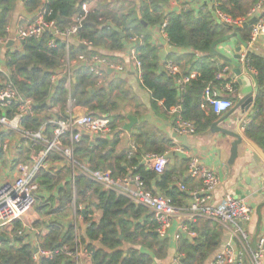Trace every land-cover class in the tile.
Returning <instances> with one entry per match:
<instances>
[{"label":"trees","instance_id":"16d2710c","mask_svg":"<svg viewBox=\"0 0 264 264\" xmlns=\"http://www.w3.org/2000/svg\"><path fill=\"white\" fill-rule=\"evenodd\" d=\"M135 1L132 0L127 8H117L107 0L95 3L94 0H22V6L28 13L45 12L46 21L53 22L59 31H64L72 26L74 18L83 15L80 4L93 2L91 11L81 22L77 42L70 47L69 55L74 58L78 54H97L107 58L105 52H121L128 46L130 39L140 38L141 43L134 46L141 64L139 84L148 91L153 111L161 109L168 115L171 108L177 107L179 112L176 116L192 123L195 134L206 132L217 120V115L204 101L203 92L209 83L216 88L224 83L216 81L215 75L227 67L226 63L217 65L212 61L214 57L210 56V49L218 40L232 32L228 26L218 22L215 13L219 11L230 19L237 20L245 17L253 2L210 0V5H202L197 11L187 7L179 13L165 15L162 7L169 0H137L138 5ZM17 2L18 0H0V38L6 37V29L10 25ZM163 22L166 25L162 31L168 44L175 49H189L193 53L189 60L190 68L182 73L188 75L195 72L196 76L182 92L177 90L173 77L160 71L157 51L150 43V31L160 27ZM234 31L242 41L248 42L250 28L236 27ZM52 40L54 47L51 48L48 43ZM82 41L88 42L92 48L84 49L80 44ZM65 53L64 42L53 38L49 32L43 33L38 39H24L19 46L6 50L4 67L14 88L34 103L33 116L23 118L20 129L37 131L46 124L45 136L49 138L54 131V126L47 123L52 118L48 112L52 105H57L59 114L65 118V77L61 76L55 85L50 82L54 73L60 71ZM246 58L248 68L255 72L258 87L255 117H259L262 115L264 99V59L252 54H247ZM192 59L195 61L192 62ZM179 63L175 60L173 64ZM73 79L71 97L75 100V106L85 108L91 115L109 118L112 130L107 137L92 140L81 137L74 148V160L78 163L86 162L92 169L106 168L113 177L135 169V174L141 177L149 193L160 194L170 200L173 206H183L188 197L176 184L188 187L192 181L190 178L183 176V172L179 173L169 164L160 176L141 165V157L145 154L164 155L168 152L173 147L171 141L158 137L151 130L139 129L131 134L135 150L129 146L121 151L119 146H122L120 135L123 118L121 111L116 112L119 110L118 103L112 101L113 86L96 88V79L85 68L74 70ZM158 103H161L160 108ZM244 134L264 151L263 123L246 125ZM20 144L16 159L22 157L27 160L30 154L36 155L42 149L24 140ZM50 156L61 161L56 154ZM3 161L4 153L0 151V163ZM186 167L185 162L184 168ZM66 175H70V168L67 166L42 171L35 179L42 190L55 192L47 201L40 200L39 207L43 206L37 210L38 213L57 217L37 224V227L47 231L45 236H37V248L59 251L51 258H42L39 264H75L62 252L64 247L70 251L77 248L84 252L89 257L90 264H163L168 255V245L155 236L154 222L145 208L134 206L126 198L103 189L81 175L76 176L73 191ZM180 176L182 178L179 182ZM54 200L57 201L55 205L52 203ZM73 202L78 215L81 216L82 210L84 211L82 220L87 225L84 233L77 236L73 226L63 229L56 220L69 215ZM81 206L83 209L79 210ZM94 210L101 213L96 223L92 221ZM191 226L197 232V237L180 242L178 250L183 254V263L206 264L219 249L223 231L207 221H199ZM2 236L4 240L0 242V264H35L32 244L24 234L22 223H14L12 231Z\"/></svg>","mask_w":264,"mask_h":264},{"label":"built area","instance_id":"2783aa9c","mask_svg":"<svg viewBox=\"0 0 264 264\" xmlns=\"http://www.w3.org/2000/svg\"><path fill=\"white\" fill-rule=\"evenodd\" d=\"M45 2L46 0H41ZM95 1V0H94ZM93 2L80 4L82 16L73 19L70 28L59 31L53 22L46 21V13L34 14L30 20H22L13 31L10 26L6 29V37L0 38V56L3 50L19 46L24 39H38L43 33L49 32L53 38L60 39L65 45V58L61 64L60 71L51 77V83L56 84L61 76L65 77L64 87L66 90V113L63 118L58 111L57 105H52L49 109L52 118L47 122L54 126L52 135L45 136L46 124L42 125L37 131H26L20 129V121L25 117L33 116L34 103L30 98L24 97L14 88L8 71L5 69L0 57V151L4 155L8 154L11 147V135L18 140H24L27 143L42 147L36 155L30 154L27 160L17 159L16 177L11 181H5L0 184V236L12 231L16 222L23 223L36 204L41 188L35 179L42 171L48 172L52 169L50 155L56 154L61 161L56 163L55 168H59L63 163L70 168L69 181L71 188L75 189L76 175H81L87 180L94 182L105 190L112 191L119 196L126 198L134 206L145 208L152 217L155 225V236L163 242L170 244L174 249L167 264H184L183 254L178 250V244L182 240H193L197 237V232L191 225L199 221L214 223L222 229L224 240L219 249L212 255L206 264H264V233L257 240L255 248L251 247L247 225L251 220L253 213L251 205L244 199L235 197L233 194H226L219 204H213L212 195L220 184V178L211 169L204 167L197 156L189 154L184 148L174 146L164 155L145 154L141 157V165L147 170L153 172L156 176L163 174L169 160L166 157L170 154H181L187 157V176L196 184L191 187H184L177 183L179 190L185 193L188 201L180 207L173 206L170 200L164 198L158 193H149L141 179L131 169L121 177H113L111 172L102 169H92L84 163H78L74 160V148L80 142L82 134L81 129L89 134L92 140L97 137H107L112 133L110 120L104 116H95L84 113L81 116H73L72 110L75 107V100L71 97V84L74 82L73 71L77 67L87 69L96 79L95 86L102 88L106 85V72L111 70L118 73H124L127 70L118 64L112 63L108 58L100 55L86 56L78 54L74 58L69 55V49L77 40L78 30L81 22L91 11ZM184 3V8H187ZM264 0H257L245 17L232 20L219 11H216L215 17L220 24L231 27H242V25L252 19H256L253 25H250V34L247 42L248 49L255 44L256 40L264 35ZM40 12V10L38 11ZM166 22L160 26L161 30ZM12 41V46H7ZM77 42V41H76ZM141 43L140 38L134 37L129 40L127 46L128 58L131 68L128 69L140 82L141 64L137 59V53L134 46ZM81 46L86 50L92 47L88 42L82 41ZM13 45H16L15 47ZM49 47H54V41L48 43ZM247 53L241 55V62L247 66ZM163 71L173 77L176 88L182 92L184 87L194 79L195 72L184 75L182 71L172 62L163 65ZM248 68V66H247ZM227 67L223 68L215 75L216 81L224 82L218 88L209 83L203 92V98L208 103L216 115L229 111L233 103L221 97V91L233 92L234 81L227 83ZM179 109L171 108L169 114L174 117ZM173 132L177 137H189L195 134V128L179 116L173 118ZM244 124L240 130L244 131ZM132 150H135L131 144ZM16 158H14L15 160ZM83 209L79 207V210ZM69 226H73L76 236L78 231L75 219ZM35 247V246H33ZM32 258L35 264H39L42 258H51L57 254L58 250H44L36 248ZM62 252L67 258L78 264L80 251L74 248L73 251L63 248Z\"/></svg>","mask_w":264,"mask_h":264},{"label":"crops","instance_id":"0c3cea01","mask_svg":"<svg viewBox=\"0 0 264 264\" xmlns=\"http://www.w3.org/2000/svg\"><path fill=\"white\" fill-rule=\"evenodd\" d=\"M99 1V0H95ZM94 1V3H95ZM110 3H113L115 7H122L127 8L132 2V0H107ZM244 3L253 2L254 4L257 0H243ZM136 5L139 2L135 1ZM184 3L188 8H191L197 11L198 7L208 4L210 5V0H169L166 5L162 7V11L165 15L170 13H179L184 8ZM251 6V8L253 7ZM250 8V9H251ZM264 11V10H263ZM34 16V13H28L23 9L22 1L18 0L15 8V12L11 15L10 18V28L12 31L20 25L21 21L24 19L30 20ZM236 33L232 31L230 34ZM238 35V34H237ZM150 43L156 49L160 69H162L163 65L167 62L174 63L175 60L179 61V65H176L182 72L185 69L187 70L190 68L191 65L189 63L190 57H192L193 53L189 49H175L168 44L166 36L164 35L163 31L160 27H155L150 31ZM247 43V42H245ZM12 46V45H11ZM14 47L16 45H13ZM242 47L241 44L238 42L237 39L231 38L230 40L218 44L215 47V50L224 55L226 58L233 60L234 56L236 55V48ZM8 49V48H7ZM3 50L2 55L0 56L1 59H4V55L6 50ZM251 49L259 55L264 57V35L260 36L254 45H252ZM247 52V48L244 49L240 53ZM104 55L111 59L110 61L114 64H118L127 70L124 73H116L114 71H107L106 72V87L113 86L111 94L117 95L122 91L125 93L129 103L128 106L125 107V110L121 111V116L123 118V122L121 124V135H120V142H122L121 151H124L127 147L131 146V134L139 129L144 130H151L153 131L158 137L168 139L171 141L173 147L178 146L185 149V151L189 154H194L199 159L200 163L208 168L213 170L218 177L220 178V184L215 189L212 195L213 204H219L226 194H233L235 197L240 198L248 193L246 200L252 207L253 213L251 216V220L247 225V231L249 233L251 247L255 248L257 240L263 235L264 233V212L262 211V207H264V161L259 156V154L246 142H242L241 145L238 147V156L233 166L228 167V173L224 171L226 166V162L229 158V150L230 145L233 141L232 138H229L220 133H211L210 128L202 133V134H194L193 136L189 137H177L173 132V117L168 114H164L161 109L158 111H153L151 104H150V96L147 90L143 89L140 84L139 80L133 75L128 72V69L131 68V64L128 58V51L127 47L121 52H114V53H107L105 52ZM2 59V61H3ZM108 59V60H109ZM195 59V58H194ZM192 59V62L195 61ZM217 65H223L225 62L219 60L218 58H214L212 60ZM191 62V63H192ZM241 65L240 74L236 76L234 74V67L227 64L228 72L225 75L227 83L234 81L233 85V92L229 93L227 91H221V97L227 99L233 103V107L220 115H217V120L221 118H226L219 127L229 131H235L237 125H239V121H241L240 128L242 124L249 125V124H257L263 123L264 124V99L262 101V115L259 117H255V99L256 93L254 91L255 88V72L248 68V73H245V67L241 64V60L239 62ZM4 64V61H3ZM177 64V63H176ZM81 68L77 67L76 69ZM75 69V70H76ZM161 71V70H160ZM164 72V71H161ZM104 86V87H105ZM246 95L253 96V103L247 107L246 110L241 109H234L235 105ZM118 103V101H116ZM126 105V103H125ZM161 103H158L160 108ZM86 109L75 106L72 110L73 116H81L86 113ZM127 117H131L136 120V123L130 127V130L125 131L123 130V125L128 124L129 121ZM216 120V121H217ZM244 126V127H245ZM242 134L245 136L244 131H241ZM82 137H86L82 135ZM11 147L8 154L4 155V161L0 163V184L5 181H11L16 177V156L18 155L19 147H21L22 140H18L17 137H13L11 135ZM89 138V136L87 137ZM90 139V138H89ZM91 140V139H90ZM253 142V141H252ZM254 143V142H253ZM254 145L258 147L255 143ZM123 148V149H122ZM258 149L264 154V151L258 147ZM51 166L52 169L55 168L56 163L59 160H55L50 156ZM186 162L187 166V157L181 154H174L172 159L169 160V165L174 166L179 173L183 172V176H187V167L184 168V163ZM68 167L65 163L62 164L60 168ZM58 168V167H57ZM129 171H127L128 173ZM126 173V174H127ZM65 174H62V176ZM79 175V174H78ZM125 175V174H124ZM77 176V175H76ZM123 176V175H121ZM118 176V177H121ZM181 176L178 178L179 182L181 181ZM67 181L69 180V175H66ZM235 179V180H234ZM66 182V180L64 181ZM61 184V183H60ZM63 184V182H62ZM196 182L193 180L190 182L188 187L194 186ZM61 186V185H59ZM57 189V188H56ZM55 191V190H54ZM240 193L241 195H238ZM55 192L49 193L45 190L41 189L40 194L38 195V199L34 206L36 212L32 211L26 218L23 220V227H24V234L32 244L37 248V236H45L47 231L42 227H37V224L41 222H48L57 217L54 216H42L38 213V209L42 208L39 207L40 200L47 201L48 198L52 197ZM56 200L52 201L53 205L56 204ZM47 203L46 206H48ZM72 206V205H71ZM82 207V206H81ZM69 215L66 218L58 217L59 224L65 229L69 227L71 221V209H69ZM83 211V210H82ZM101 217V213L98 210H94L92 215V221L98 222ZM78 233L79 235L83 234L86 228V224L83 222L82 217L78 219L77 223ZM224 240V236L222 241ZM221 241V243H222ZM168 248L171 246L167 243ZM126 248V247H125ZM128 248V247H127ZM80 253V258L78 264H90L89 257L82 251ZM171 254L167 257L162 263L167 264L168 260L170 259Z\"/></svg>","mask_w":264,"mask_h":264},{"label":"water","instance_id":"95a60500","mask_svg":"<svg viewBox=\"0 0 264 264\" xmlns=\"http://www.w3.org/2000/svg\"><path fill=\"white\" fill-rule=\"evenodd\" d=\"M21 1H22V0H21ZM255 22H256V19H252V20H250V21L244 23V24L242 25V28H248L250 25H253ZM228 27H229L232 31L235 30V27H231V26H228ZM231 38H235V39H237L238 42H239V43L241 44V46H242V47L236 48L235 51H236L237 53H236V55L234 56L233 60H231V59H229V58H226L224 55L218 53V52L215 50V47H216L218 44L224 43V42L230 40ZM11 44H12V41H10V42L8 43L7 46L9 47V46H11ZM246 48H247V52H246L247 54H252V55H254V56H257V57H260V58L264 59V57L257 55V54L253 51V49H251V48L248 49L247 43H245L244 41H242V40L240 39V37L237 35V33L229 34L228 36H225V37L221 38L220 40H218V41H217V42L211 47V49H210V56H211V57H214V58H218L219 60H222L223 62H225V63H227V64L233 66V67H234V74H235L236 76H239V74H240V69H241V68H240L241 65H240L239 63H236V62H239V61H240V58H241L240 53H241L242 51H244V49H246ZM84 49H85V48H84ZM241 64L245 67V73H248V72H247V71H248L247 66H245V64H243L242 62H241ZM160 70L163 71V68L160 69ZM254 91H255V93L257 94L258 87H257V84H256V83H255ZM252 103H253V96H251V95H246V96H244V97H243V98H242V99H241V100L235 105V108H234V109L236 110V109L239 108V109H241V110H246L247 107H249V105L252 104ZM250 106H251V105H250ZM225 119H226V118H221V119L215 121V122L211 125V127H210V132L213 133V134H214V133H220V134H223V135H225V136H227V137L233 139V141H232V143H231V145H230L229 158H228V160H227V162H226V166H227V168H225V170H224V171L226 172V174L228 173V167L233 166V165L235 164V161H236L237 156H238V147H239V145H241V143H242L243 141L246 142L249 146H251V147H252V148H253V149L259 154V156H260V157L263 159V161H264V154L258 149V147H256V146L254 145L253 142H251L250 140H248V139L242 134V132H241V130H240L241 121L238 122L239 125H237L236 128H235V131L232 132V131L225 130V129H222V128L219 127V125H220ZM127 120L129 121V123L123 125V130H125V131L130 130V127H132V125L136 123V120H134V119L131 118V117H127ZM78 131H79L82 135H84V136H86V137L89 136V134H88L87 132H85V131H83V130H81V129H78ZM173 155H174V154H170V155H168V156L166 157V159H167V160H171L172 157H173ZM234 180H235V179H234ZM238 195H241V194L238 193ZM247 195H248V193L245 194L244 196H241V199H245ZM81 214H82L81 217L84 216V211H82ZM3 240H4L3 236H0V242H2ZM32 251H33V253L36 252L35 247L32 248Z\"/></svg>","mask_w":264,"mask_h":264},{"label":"rangeland","instance_id":"374dc122","mask_svg":"<svg viewBox=\"0 0 264 264\" xmlns=\"http://www.w3.org/2000/svg\"><path fill=\"white\" fill-rule=\"evenodd\" d=\"M113 100L118 101V108H119V110H117L116 112L118 113L119 111H122V113H123V111L125 110V107L128 106L127 104L129 103L127 97L125 96V93H122V91H121L118 95H117V93L116 94H113L112 95V101ZM125 103H126V105H125ZM122 122H123V120H122ZM19 159L22 160V161L25 160L24 158L22 159V157L19 158ZM102 170H106V171H109L110 172V170H108L106 168L105 169H102ZM33 210L36 212L35 208H33ZM262 211L264 212V207H262ZM79 218H81V216L77 214L76 204H75V202H73L72 203V206H71V221H73L75 219L76 228L78 227L77 223H78V219ZM77 231H78V229H77ZM125 247L127 248L128 246H125ZM177 248H179V244H178V247ZM167 252H168L167 257H169L170 254H173L174 253V249L173 248H168V251Z\"/></svg>","mask_w":264,"mask_h":264}]
</instances>
